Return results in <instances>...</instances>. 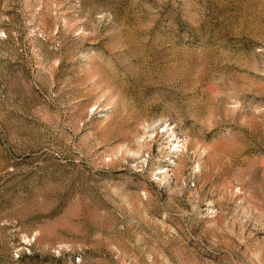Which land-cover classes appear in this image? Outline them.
<instances>
[{
	"label": "rangeland",
	"instance_id": "obj_1",
	"mask_svg": "<svg viewBox=\"0 0 264 264\" xmlns=\"http://www.w3.org/2000/svg\"><path fill=\"white\" fill-rule=\"evenodd\" d=\"M0 264H264V0H0Z\"/></svg>",
	"mask_w": 264,
	"mask_h": 264
}]
</instances>
